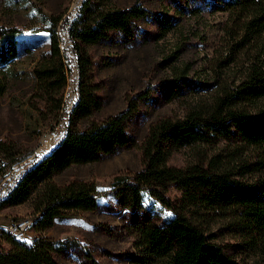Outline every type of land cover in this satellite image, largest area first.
<instances>
[{
	"label": "rangeland",
	"instance_id": "obj_1",
	"mask_svg": "<svg viewBox=\"0 0 264 264\" xmlns=\"http://www.w3.org/2000/svg\"><path fill=\"white\" fill-rule=\"evenodd\" d=\"M82 1L0 0V25L21 30L16 37V55L0 61V140L11 151L3 161L0 201L22 174L50 153L66 134L70 114L79 99V71L68 23ZM135 2L143 4L148 12L138 21L137 39L120 38L115 43L88 46L87 51L93 58L95 94L103 103L94 119L125 110L134 98L139 111L129 124V133L137 145L98 162L74 165L55 176L61 185L83 180L95 183L104 192L97 198L98 209L57 217L50 229H33L28 234L27 243L43 236L62 245L64 249L56 257L59 264H81V252L86 251L92 252L101 264H145L133 257L141 259L144 253L136 229L129 224L130 215L112 193L116 176H132L142 169L141 144L152 123L209 109L226 92H235L253 68L264 70V32L254 37L244 35L228 12L213 11L208 5L194 14L193 0H111L109 7L120 9ZM163 23L172 27L165 34L161 30ZM53 31L71 68L58 111L52 107L53 102L46 100L34 73L40 59L50 53ZM180 74L184 78L181 91L166 97L162 86ZM143 93H149L146 100L139 99ZM257 155L259 151L254 147L215 138L182 146L172 154L169 165H214L250 182L257 173L244 165L255 161ZM180 194L174 186L166 192L172 199ZM141 205L165 221L173 216L169 208L147 194ZM35 215L30 201L0 209V248L10 246L2 230L15 220L32 219ZM211 231L221 244L233 245L240 239L220 220L212 224ZM73 243L80 246L76 248ZM247 249L245 246L243 253L233 252L241 262L264 264L263 237H258L253 250Z\"/></svg>",
	"mask_w": 264,
	"mask_h": 264
},
{
	"label": "trees",
	"instance_id": "obj_2",
	"mask_svg": "<svg viewBox=\"0 0 264 264\" xmlns=\"http://www.w3.org/2000/svg\"><path fill=\"white\" fill-rule=\"evenodd\" d=\"M110 2L83 0L68 23L79 71V99L70 114L66 134L50 153L22 174L0 201V209L30 201L36 213L33 229L37 231L50 229L57 217L100 207L97 198L104 192L95 183L72 180L61 185L55 181L56 175L74 165L98 162L137 145L129 133V124L139 111L134 98L125 110L94 119L103 103L95 94L93 58L87 47L115 43L120 38L137 39L138 21L148 13L138 2L120 9L110 8ZM193 2L194 14L209 5L213 11L233 15L244 35L254 37L264 32V0ZM171 28L163 23L162 34ZM20 33L16 27L0 25V61L16 55V37ZM50 40V53L40 59L34 73L46 100L53 102L52 107L58 111L71 68L61 54L55 31ZM183 79L180 74L164 83L166 97L179 94ZM58 93L60 96L55 98ZM146 96L149 93L140 94L139 99L146 100ZM215 138L259 151L255 161L244 165L248 171L257 173L252 181L237 179L214 165L192 164L183 168L169 165L172 154L182 146ZM141 149L142 169L132 176H116L112 191L130 215L129 224L136 229L144 253L143 258L133 256L134 259L145 264H247L238 260L233 251L243 253L245 246L251 251L258 237L264 238V70L253 68L235 92H226L209 109L190 111L181 119L164 118L152 123ZM10 154L6 142L0 140V175L3 161ZM173 186L181 191L174 199L166 196ZM144 194L159 200L173 216L165 221L145 210L141 205ZM219 220L240 237L233 245L221 244L212 233V224ZM2 236L10 246L0 248V264H59L56 257L64 248L52 239L40 236L27 243L14 239L5 229ZM73 246L80 245L73 243ZM81 253L84 257L81 264H101L92 252Z\"/></svg>",
	"mask_w": 264,
	"mask_h": 264
},
{
	"label": "built area",
	"instance_id": "obj_3",
	"mask_svg": "<svg viewBox=\"0 0 264 264\" xmlns=\"http://www.w3.org/2000/svg\"><path fill=\"white\" fill-rule=\"evenodd\" d=\"M35 218H25L19 219L11 222L6 228V232L10 234L13 238H23L27 240V236L30 233L29 223Z\"/></svg>",
	"mask_w": 264,
	"mask_h": 264
},
{
	"label": "bare ground",
	"instance_id": "obj_4",
	"mask_svg": "<svg viewBox=\"0 0 264 264\" xmlns=\"http://www.w3.org/2000/svg\"><path fill=\"white\" fill-rule=\"evenodd\" d=\"M34 224H35V220H31L30 223H29V231L30 232H31V230L34 227ZM14 239L19 240V241H27L26 239H23V238H14Z\"/></svg>",
	"mask_w": 264,
	"mask_h": 264
},
{
	"label": "snow or ice",
	"instance_id": "obj_5",
	"mask_svg": "<svg viewBox=\"0 0 264 264\" xmlns=\"http://www.w3.org/2000/svg\"><path fill=\"white\" fill-rule=\"evenodd\" d=\"M169 215H171V213H169Z\"/></svg>",
	"mask_w": 264,
	"mask_h": 264
}]
</instances>
